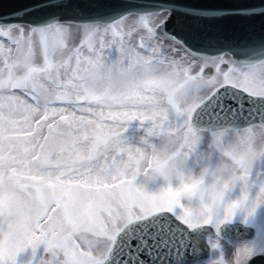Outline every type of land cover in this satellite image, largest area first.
I'll list each match as a JSON object with an SVG mask.
<instances>
[{
    "label": "snow or ice",
    "instance_id": "6c2138e0",
    "mask_svg": "<svg viewBox=\"0 0 264 264\" xmlns=\"http://www.w3.org/2000/svg\"><path fill=\"white\" fill-rule=\"evenodd\" d=\"M17 3L0 14V264L264 258V33L204 27L264 21V0Z\"/></svg>",
    "mask_w": 264,
    "mask_h": 264
},
{
    "label": "water",
    "instance_id": "95a60500",
    "mask_svg": "<svg viewBox=\"0 0 264 264\" xmlns=\"http://www.w3.org/2000/svg\"><path fill=\"white\" fill-rule=\"evenodd\" d=\"M20 6L21 5L17 3V0H0V14H9ZM204 27L207 31L212 32L217 36L222 44L233 43L253 36H259L264 33V21H261L260 19L251 22L225 19ZM237 231L246 239L252 236V233L245 230L242 226H238V229H233V236L236 235ZM248 264H264V258L257 257L251 259Z\"/></svg>",
    "mask_w": 264,
    "mask_h": 264
},
{
    "label": "rangeland",
    "instance_id": "374dc122",
    "mask_svg": "<svg viewBox=\"0 0 264 264\" xmlns=\"http://www.w3.org/2000/svg\"><path fill=\"white\" fill-rule=\"evenodd\" d=\"M43 249V246H40V248L37 250L38 253H41ZM236 249L230 245H226L224 249V258L228 261H230V264H235L236 261V255H235ZM31 250H26L24 254H21L20 258H26L28 255H30Z\"/></svg>",
    "mask_w": 264,
    "mask_h": 264
}]
</instances>
